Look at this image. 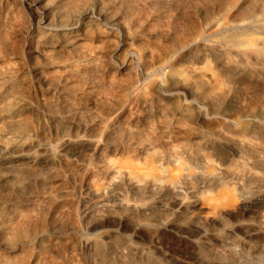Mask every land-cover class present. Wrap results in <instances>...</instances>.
<instances>
[{
  "label": "rangeland",
  "instance_id": "obj_1",
  "mask_svg": "<svg viewBox=\"0 0 264 264\" xmlns=\"http://www.w3.org/2000/svg\"><path fill=\"white\" fill-rule=\"evenodd\" d=\"M43 1L0 0V264H264V0Z\"/></svg>",
  "mask_w": 264,
  "mask_h": 264
},
{
  "label": "bare ground",
  "instance_id": "obj_2",
  "mask_svg": "<svg viewBox=\"0 0 264 264\" xmlns=\"http://www.w3.org/2000/svg\"><path fill=\"white\" fill-rule=\"evenodd\" d=\"M27 6V8L29 10H33L35 11V15L37 14V16L39 17L40 23L42 25H47L49 23L48 19H49V13L50 10L47 7V5L44 3L43 0H25L24 2ZM86 10V9H85ZM255 16V15H254ZM90 17V16H89ZM255 18V17H254ZM257 19V18H256ZM253 20V19H252ZM263 21V20H262ZM113 22V21H112ZM259 24V22L257 23ZM243 25V24H242ZM54 29V28H53ZM239 35V34H238ZM241 35V34H240ZM230 36V35H229ZM237 35H235V37H233V39L237 38ZM228 38V37H227ZM239 38V37H238ZM231 40V39H230ZM244 43V42H243ZM240 45L242 43H239ZM238 44V45H239ZM6 148V147H5ZM22 155V154H21ZM17 158V157H16ZM39 210V209H38ZM37 210V211H38ZM34 215V214H33ZM33 220V219H32ZM26 223V222H25ZM36 233L34 232V230L31 229H19L13 232V235L16 237H20V238H28V237H32L33 235H35Z\"/></svg>",
  "mask_w": 264,
  "mask_h": 264
}]
</instances>
